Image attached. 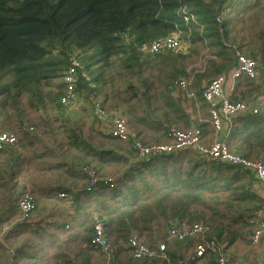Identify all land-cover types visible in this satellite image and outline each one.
I'll use <instances>...</instances> for the list:
<instances>
[{
	"label": "trees",
	"instance_id": "1",
	"mask_svg": "<svg viewBox=\"0 0 264 264\" xmlns=\"http://www.w3.org/2000/svg\"><path fill=\"white\" fill-rule=\"evenodd\" d=\"M263 1L0 0V110L6 111L10 104L16 105L24 94L38 96L40 100H43L44 86L53 88L56 80L63 79L73 54L77 52L83 62L81 71L87 70L89 75L96 74L95 80L101 78L105 72L104 65H110L114 57L121 61L122 71H125L124 79L128 81L129 87L135 86L132 75L137 74L141 85L137 88L136 95L139 92L146 103L145 106L141 105L142 110L130 108V111L139 122L147 120L156 129L162 130L165 127V121L174 123V118L179 117L185 119L184 126H190L195 122L203 126L202 129L205 132V124L195 121V108L185 111L181 104L182 97L172 95V92L168 91V85L173 80L190 76L186 61L188 62L189 57L194 53L200 52L201 45L207 44L209 48L214 47L212 56L206 60V68L196 73L192 84L201 99L202 106L206 108L207 103L202 97L203 82L208 77L211 79L235 67L236 52L244 51L238 36H230V31L234 28L231 21L233 18L245 21L248 18L245 15L248 13L262 15ZM250 7L255 10H247ZM227 12H233L234 15H226ZM221 15L224 17L222 21ZM217 18H220V21ZM174 32H181L185 37L190 38L191 53L169 49H161L154 54L149 53L147 47L153 40ZM255 33L261 41L249 44L243 54L257 60L262 71L264 34L260 31ZM92 50L93 53H90ZM84 57H87V65L84 64ZM148 57L154 59L150 60ZM97 62L101 65L96 70L93 64ZM146 68H150V72H146ZM145 73L150 75L147 76ZM245 81L248 84L253 82L246 78ZM87 82L81 76L77 89L86 88ZM256 85L260 88L259 94H263L264 81H259ZM57 87L58 90L50 98H53L58 106H62L60 97L65 92L64 80L57 84ZM151 88H155L156 92L159 89L162 90L157 92L159 97L155 96V91ZM238 89L239 86H237ZM232 98L236 101L246 100L244 92L238 96L234 93ZM31 105L33 106V103ZM261 109L262 111L257 114L247 113L235 119L236 122L228 137L232 151L247 157L264 156V102L261 103ZM17 111H20V105ZM8 119L9 116L6 115L5 121ZM69 131L72 136L69 134L68 145L79 150L80 141L83 138L75 128L70 127ZM83 147L90 151L89 147L92 148V145L84 143ZM48 148L50 150V147ZM95 148L97 147H93L92 152L100 158L98 166L95 164L96 169L102 176L109 175L105 174L103 165L108 153L99 151L95 153ZM185 151L187 150L141 160L136 165L137 171L134 174H127L124 179L125 172L120 173L121 176L117 175V184L114 187L102 183L98 186V188L104 186L103 192L107 195L103 206L105 212L98 216V220L105 224L110 238L115 239L114 246L119 244V240L127 243L131 229L138 230L141 234L145 230L152 233L156 226H149V223L158 224L160 216L165 218L167 229L171 223L180 225L183 219H187L186 221L190 224L201 221L209 214L208 212L212 222L220 212L218 204L223 199L227 207L225 209L233 212V218L227 222L219 220L216 225L214 222L206 225L198 222L206 227L204 236L206 241L216 242L215 248L218 253L208 249L206 257L209 259L214 257L216 264L219 253L224 252L230 241L252 232V221L257 218L260 211L264 210V196L254 188V172L239 165L217 160L208 164L196 152L197 156L190 157L187 162V156H184ZM85 159V157L82 159L81 165L92 163V160L86 162ZM2 164L0 163L2 195L15 201L17 195L15 188L19 185L15 178L19 170L8 161L4 168ZM155 166H158L159 174L165 176L162 186L158 179L152 182L149 180L141 188L131 186L130 180H139L136 178L137 174H142L146 169ZM169 167L172 170L167 174ZM181 169H185V177L183 174H178ZM121 179L123 182L119 187ZM107 189H120L121 194H109V192L107 194ZM203 201L209 203L206 206L209 209L206 214L203 213L205 209L197 208V205ZM91 222L92 224L84 230L81 240L93 247L91 238L93 226L96 223L95 217L88 221V223ZM248 227L250 229L246 231ZM148 237L149 234L142 239L157 254V250L151 246V240ZM170 242L175 245L174 250L168 253ZM162 243L166 244L164 252L158 246L162 256L164 253L166 257L172 255L177 261L187 262L184 261L185 256L181 250L192 245L189 241L186 239L169 241L166 236ZM90 246L87 249H90ZM180 254L183 258H180ZM64 264H78V262L76 259L66 260Z\"/></svg>",
	"mask_w": 264,
	"mask_h": 264
},
{
	"label": "rangeland",
	"instance_id": "2",
	"mask_svg": "<svg viewBox=\"0 0 264 264\" xmlns=\"http://www.w3.org/2000/svg\"><path fill=\"white\" fill-rule=\"evenodd\" d=\"M264 2V1H263ZM231 10V9H230ZM247 10H255L253 8H249ZM261 10H263V14L262 15H253L252 13H242V14H246L245 16H247L248 18L245 21H241V19H236L233 18V21H231V25L234 26V28L230 31V36L231 37H235V35L238 36L239 42L242 43V49L244 51H246L248 49L249 44H253L256 42H260L261 40H259V36L255 33L256 31H260L261 33L263 32L264 34V7L261 8ZM231 15L233 16L234 13L233 12H227L226 15ZM222 16V15H221ZM221 21L224 18L223 16H225L223 14V16L221 17ZM224 20V19H223ZM176 33V32H174ZM180 35L183 37V39L186 42V48L181 51V52H187V54L191 53V48H192V42L190 41V38L185 37L184 34H182L181 32ZM146 48V46H145ZM215 50L214 47L209 48L207 46V44L205 45H201L200 46V52L197 54H193L192 56L189 57L188 62L186 61L188 67V71L190 73V76L185 77L183 76L185 79H187L190 82V86L193 90L196 91V89L192 86L193 84V80L195 78V75L198 71L200 70H204L206 68V60L208 59V57L212 56V52ZM145 51V49H144ZM244 51H242L243 53H245ZM146 52V51H145ZM83 53V52H82ZM90 53H93L90 51ZM74 54H77V52H75ZM73 54V55H74ZM78 55V54H77ZM81 55V54H80ZM260 56V55H259ZM79 57V55H78ZM150 60H153L154 58L148 57ZM84 60V64L87 65L88 61H87V57L83 58ZM81 61V67L83 66V62L82 59L80 58ZM100 63H94L93 64V68L97 70V68L100 66ZM104 74L101 76V78L99 80H95L94 77L96 74L93 75H89L84 70L81 71L82 68H80L79 70V77L83 76L88 82L86 84V88L84 89H79L78 93L79 96L76 99L75 102L68 104V105H62V106H58V104L56 103V101H53V98H50L51 96H54V93L58 90V87L56 88L57 84H60L63 79L61 80H56L55 81V86L52 87H48L47 85L44 86V90L42 91V95L44 96V98H42L43 100H40V98H38V96L36 97H32L31 95L28 94H24L20 100L19 103H17L16 105H9L7 107L6 111H2L0 110V132L2 131H9V132H14L15 134H17V137L19 136L18 133H20L21 130L24 131V128H27L25 130H28L29 132L33 133L34 136H37L38 139L41 137V140L38 141L37 143V147L44 148V146H48L49 148L45 147L44 149H46V154L47 156H49L51 154L52 148H56L58 144H62V143H66L69 142L68 138L69 134L72 136L70 130V127H73L76 129V132L78 134L81 135V137L85 140L83 141V139H81V143H80V147H83L84 143H90L92 145V148L89 147V149L92 151L93 147H106V146H110L111 148L114 149H118L117 151L123 152L125 155H122V153H118V154H114L113 156H109V154L105 157L106 161L109 160L113 163L110 165L105 163L103 164L105 166V174H109V175H120L121 172H125L123 179L125 178V176L127 174H134L137 169L135 168L137 164H139V162L141 160L138 159V156L136 155V152L132 146L131 142H124L115 138H112L110 135L108 134V130H109V126H110V119L112 116L115 115H121L123 117H125L127 119V121L129 122L130 127L136 132V134L146 143H152V142H168V137H167V131L169 128L175 127L177 129H183V130H188L191 127L197 126L199 128H201V130L203 131V126H200L198 124H196L195 122L192 123L190 126H184V122L185 119L179 118V117H175L173 122H168L165 121V127L162 130L156 129L152 124H150L147 120H142V121H138L137 117L135 116V118L133 117L130 108H136L137 110H142L141 105L145 106L146 100L141 96V94L138 92L136 95V92L138 91L137 88L141 85V81L139 80V78L136 75H132V79H133V84L135 85L133 88L128 86V81L126 79H124L125 76V71H122V63L121 61H118V58L114 57L111 61L110 65H104ZM146 72H150V68H146L145 69ZM227 71V70H226ZM129 74V73H128ZM223 74V73H222ZM145 75H150L149 73H145ZM214 77H212L211 79L208 77L207 79H205V81L202 84V89L204 87L205 84H208ZM180 79V78H179ZM210 79V80H209ZM247 79V78H246ZM209 80V81H207ZM250 81L253 80V82L251 84L246 83L245 81V77H243V79H239L238 80H228L227 81V85L228 87H233L235 92H236V96H238V90H237V86L235 87V84H237L239 82V95L244 92L245 93V97H247L246 99H251V100H256L257 99V95L255 94H259L260 88L256 85L257 82L259 81H264V68L262 69V71H259V75L256 79H248ZM3 81H5V79H3ZM177 81L178 80H173L169 83L168 85V91L172 92V95H174L175 97H177L178 95H180L182 97V107L184 108L185 111H190V108H195V115H197V123H203L204 128L206 129V131H203V139H204V143L205 144H209L210 142L214 141L215 139L217 140H221L224 137L223 134H219L216 133L214 128L212 127V125L210 124V122H208V117H209V111H208V107L206 105V108H204L202 106L201 103V99L199 97L197 98H191L186 92L185 90L181 89L178 85H177ZM259 84V83H258ZM153 91H155V96L159 97V94H157V92L162 91L161 89H159L156 92L155 88H151ZM167 91V90H166ZM197 92V91H196ZM198 94V93H197ZM233 95V92H232ZM39 96H41L39 94ZM259 96H264L263 94H259ZM33 103V106L31 105ZM101 103L102 107L105 109L106 112V116H100L97 112H96V103ZM20 105V111H17V108ZM79 110H83V112L78 113ZM93 112L95 115H98L100 117V122L97 120L96 122L95 119L93 118ZM8 115L9 119L8 121H5V116ZM171 116L173 117L174 114L172 113ZM200 118V119H199ZM88 120V122H84L85 120ZM21 120V121H19ZM89 120H93L94 123V130L91 131L88 127V123ZM53 122H55V124H53ZM78 123V124H74ZM98 124L99 127V131L96 130V127ZM233 124H235V121L233 120ZM34 125V126H31ZM37 125V126H35ZM45 125V126H49L48 128H41L40 126ZM168 125H170V127L168 128ZM97 134L96 136L91 134L92 132H94ZM41 136H38V135ZM91 134V135H90ZM90 135V136H89ZM108 136L110 139L107 140V143H102V140ZM19 139V138H18ZM31 144V143H28ZM36 146V143H35ZM70 147L72 148V146L69 145V147L66 146H62L60 145V150H65V149H69ZM74 151H77L78 149L73 148ZM187 151L184 152V156H187L186 161L189 162V158H195L196 153L198 154V156L200 158H203L197 150H195L194 148H189L186 149ZM6 151V149L0 150V163H3L2 160L6 159L8 160V158L5 157L6 153H4ZM90 151V155L89 157H93L94 154L93 152ZM116 151V150H115ZM107 152H113V150H106ZM196 152V153H195ZM50 160H54V158H56V153L55 155H50ZM99 158V157H98ZM251 158H258V157H251ZM100 160V158H99ZM98 159H96L95 161H92V165L94 166H98L99 161ZM131 160V161H130ZM204 162H207L209 164L210 161H207L203 158ZM96 164V165H95ZM4 163L2 164L3 168H4ZM96 166V167H97ZM166 167H167V163H166ZM133 168V169H132ZM145 168V167H144ZM171 167H169L167 169V174L171 171ZM144 172V173H143ZM142 174H137L136 178H139V180H130L131 186L135 185L136 187H144L145 183L152 182L154 179H158L159 180V184L160 186H162L164 184V181H162L165 176L163 174H159V169L158 166L156 167H151V169H146L145 171H143ZM178 174H183V177H185V169H181L180 171H178ZM121 176V175H120ZM132 177V176H130ZM141 179V180H140ZM123 180L121 179L119 181L118 186L120 187V185H122ZM1 188V187H0ZM2 190V189H0ZM126 190V187H125ZM27 192V191H26ZM30 192V191H29ZM110 193H118L121 194V190L120 189H107L106 193L108 194ZM31 193L35 195L38 194V191H31ZM217 193L222 194V192L217 191ZM21 194H19L18 196L16 195L15 197H17V200L19 198ZM97 195V193H96ZM118 196V195H117ZM105 198H107V195H105ZM212 202V201H210ZM209 203L203 201L201 203H199L197 205V208H202L205 209L206 211H204L203 213L206 214L209 209L206 207ZM219 210L220 212L216 215V218L214 221L215 225L218 224L219 220H222L223 222H227L229 219L233 218V212L230 209H225L226 204L224 203V199L220 201V203L218 204ZM224 209V210H223ZM3 210V208L0 206V211ZM102 211L105 212V210L102 208ZM14 212H17V208H14ZM210 214V212H208ZM206 215L204 219H202L201 221H196V222H202L203 224H209L212 223L210 221V215ZM34 216V213H33ZM33 219V217H32ZM32 219L30 221H32ZM90 219H88L89 221ZM160 220V217L158 218V221ZM184 221H181V224L186 225V224H190L189 222H187V219H183ZM89 225L92 224L88 223ZM5 224L0 226V231L3 232V226ZM88 225V226H89ZM236 226H238V224H236ZM235 226V227H236ZM165 225L164 223L161 224H156V228H158V231L162 229H164ZM94 228V226H93ZM107 229V227H106ZM248 229H250L249 227L246 228V231H248ZM108 230V229H107ZM28 232H35L34 229L28 230ZM40 233V232H38ZM44 233V232H43ZM71 234H74V231H72V228L70 229V231L68 233H66V236H69ZM151 234V232H149V230H145L142 234L138 232V230H134L131 229L129 232V237L130 236H136L138 238H140L141 240H143L142 238L145 235ZM243 234V233H242ZM11 235H13V233H10L6 236L3 237V240L6 244H4L1 239H0V260L1 262H3L4 264H12L10 262L11 259H9L7 257V251L6 249H11L13 248V250H17L18 248L13 246V240H11V242H9V239L11 238ZM108 237L110 238L108 232H107ZM27 237V235L25 236ZM13 239V238H12ZM111 241L113 242V239L110 238ZM25 240L24 237L21 238V241L23 242ZM66 240V239H63ZM199 240L201 241V237L199 238ZM30 244H29V249H31L33 246H39V247H46V248H50L51 251H62L63 249L61 248L60 244H58L57 240H47L44 238H38L35 234L31 233V238L29 240ZM114 243V242H113ZM172 243V242H170ZM70 247H74L73 244H68ZM148 245V244H147ZM19 246V245H18ZM65 249V248H64ZM74 249V248H72ZM210 249V248H208ZM207 249V250H208ZM212 250V249H211ZM50 251V252H51ZM52 251V252H53ZM215 252L218 253L217 250H214ZM50 252L47 254V258H50ZM51 252V254H52ZM67 252H70L67 251ZM97 257L100 256V254L96 255ZM218 262V259H217ZM217 264V263H216Z\"/></svg>",
	"mask_w": 264,
	"mask_h": 264
},
{
	"label": "crops",
	"instance_id": "3",
	"mask_svg": "<svg viewBox=\"0 0 264 264\" xmlns=\"http://www.w3.org/2000/svg\"><path fill=\"white\" fill-rule=\"evenodd\" d=\"M239 82L235 84V87L239 86ZM226 86L227 90L230 89L233 94H236L232 86L228 87L227 84ZM239 89L238 95L240 92ZM255 95L259 97V94ZM263 102L264 96L259 101L260 105ZM81 112H83V110L78 111V113ZM196 116L197 115H194V118H196L195 121H197ZM93 118L95 119L94 122L97 120L100 122V117L95 115L94 112ZM84 122H88V120L86 119ZM53 124H55V122H53ZM74 124L78 123L74 122ZM40 127L48 128L49 126L42 125ZM88 127L91 131L94 130L93 120H89ZM95 127L96 130L99 131L98 124ZM25 129L27 128H24V131L21 130L20 133H18L19 139L17 143L7 146L4 153H6L5 157L8 158V160H2L4 164L8 161L12 166H15V169L19 170L15 178V181L19 183L15 188L17 196L21 194L19 198L26 193V191H38L36 195L37 208L34 212L33 219L32 221H25L21 220V211L18 207L19 198L17 200V197H15V201H12L7 197L5 198L0 190V206L3 208V210L0 211V226L3 224L12 225L11 230L8 232L4 231L3 226V232L0 231V239L6 244L3 237L13 233L9 242L13 240V246L18 248L17 250H13V248L6 249L7 257L11 259L10 262L12 264H54L56 262L58 264H64L66 260L74 259H76L78 264H183L182 261L174 259L172 255V257H163L162 252L158 248L168 233L165 218L162 216H160L158 224L164 223V229L161 228V230L158 231V228H155V231L149 234L148 237L151 240V246L158 252L154 257L135 258L133 256L134 249L130 248L127 243L122 240L118 241L119 244H115L113 248L114 251L112 250L108 253L84 243V241L81 240V236L89 225L88 219L91 220L94 219V217L96 219L98 216L104 214L102 208L104 206L105 195L103 192L104 186H100L92 192H86L84 190L87 185V178L79 172V167L84 157L86 158L85 161L89 162L91 160H99L98 156L94 155L93 157H89L91 150L89 151L81 147L78 151H74V147H70V150L67 148L61 151L60 145L69 147V142H66L60 143L56 148L52 149L53 151H51L50 155L54 156L56 153V158L50 160L51 156H47L46 149H44L47 146L45 145L44 148H41V146L37 147V143L41 140V137L38 139L37 136H34L33 133ZM91 134L97 135L95 131ZM38 136L41 135L39 134ZM108 139L110 138L106 136L102 140V143H107ZM168 140H170L169 137ZM95 149V153L96 151L105 152L106 150H113V152H107L109 156L118 153L125 155L123 152L117 151L118 149L111 148L110 146H100ZM14 152L15 154H12ZM261 158L264 159V156ZM213 161L215 160H211L210 163ZM106 164L110 165L113 163L108 158ZM60 192H67L68 196L60 197ZM14 208H17V212H14ZM258 215L259 218L264 217V210L260 211ZM26 222L28 223L26 224ZM149 226L156 225L149 223ZM71 228L74 234L66 236V233H68ZM31 229H34L35 232H28V230ZM253 230L254 225H252L251 231L253 232ZM252 232H249V234L244 237L242 235L241 237L233 239L230 241V244L226 245L224 254L227 259V264H259L264 258V234L259 244L257 246H252L249 242ZM31 233L35 234L38 238L57 240L63 250L55 253V251H53L54 249L52 252L50 248L36 246V243L35 246L29 249ZM26 235L27 237H25ZM22 237L25 238L23 242L21 241ZM185 239L192 245L181 250V253L185 256L184 261L190 262V264H215L214 257L211 259L206 257L208 250H206L202 256L197 255L196 245L200 243L198 236H188ZM114 240L115 239H113V241ZM68 244H73L74 247H70ZM174 245L173 243H169L167 249L168 253L174 250ZM88 246H90V249H87ZM69 250L70 252H67ZM49 252L50 258H47ZM98 254H100V256L97 257L96 255ZM180 258H183L181 254Z\"/></svg>",
	"mask_w": 264,
	"mask_h": 264
},
{
	"label": "built area",
	"instance_id": "4",
	"mask_svg": "<svg viewBox=\"0 0 264 264\" xmlns=\"http://www.w3.org/2000/svg\"><path fill=\"white\" fill-rule=\"evenodd\" d=\"M187 19V17H186ZM220 21V18H217ZM186 48V42L180 33H172L167 36L153 40L147 47L150 54H154L161 49H169L173 51H183ZM237 65L225 71L223 74L214 77L202 89V97L208 105L209 117L208 122L212 125L216 133L223 134L225 138L221 140L215 139L209 144L203 141V131L201 128L194 126L188 130L169 128L167 136L168 142H152L146 143L136 132L130 127L127 119L121 115L112 116L108 134L113 138L124 142H131L139 160L156 158L162 154L177 152L184 149L194 148L207 161L217 160L224 163L239 165L246 169H250L255 174L254 188L264 196V159L251 158L235 153L230 149L228 137L233 128V120L238 116L246 113L257 114L261 111L260 101L263 96L257 97V100H233L232 91L227 90L228 80H238L240 78L256 79L259 75L260 64L257 60L249 58L239 51L236 52ZM81 61L77 54L71 58V64L64 72L63 80L65 82V92L60 97L62 105H68L76 101L78 98L77 84L79 81V68ZM177 85L185 90L191 98H197L198 94L190 86V82L185 78H180ZM96 110L100 116H106L105 109L101 103H96ZM18 142L17 134L9 131L0 132V150L6 149L7 146ZM210 163V162H209ZM80 172L87 178V185L84 190L92 192L102 183L109 187L117 184V177L114 175L102 176L96 167L92 164H84L79 167ZM60 197L68 196L67 192H60ZM18 207L21 211V220L30 221L33 213L37 208L36 198L31 192L24 193L18 200ZM254 230L250 236L249 242L252 246H257L264 234V217L259 215L252 221ZM12 228L11 224L4 225V231L8 232ZM206 227L202 223L192 224H174L168 228L167 237L169 241L183 240L188 236L201 237L200 243L196 245L197 255L202 256L208 248L216 250V242L206 241L204 238ZM91 245L108 253L115 247L111 239L107 235L105 224L96 218L93 228ZM127 245L134 249L133 256L141 259L145 256H155V250L149 248L147 243L136 236H130ZM159 248L162 252L166 249L165 243H160ZM163 257L166 255L163 253ZM0 264L3 262L0 261ZM183 264H189L184 262ZM217 264H227L224 252H220ZM247 264V263H240ZM264 264V258L259 262Z\"/></svg>",
	"mask_w": 264,
	"mask_h": 264
}]
</instances>
